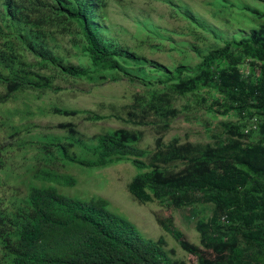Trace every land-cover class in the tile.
Masks as SVG:
<instances>
[{
    "label": "trees",
    "instance_id": "16d2710c",
    "mask_svg": "<svg viewBox=\"0 0 264 264\" xmlns=\"http://www.w3.org/2000/svg\"><path fill=\"white\" fill-rule=\"evenodd\" d=\"M106 9V0H0V107L19 95L55 91L57 79L96 84L117 81L120 73L132 77L125 65L144 59L111 36ZM191 14L184 8V18L223 45L200 54L186 74L184 65L176 67L164 88L135 95L125 107L127 122L155 131L152 150L139 148L141 131L126 128L86 138L67 123L60 125V136L22 142L20 133L29 135L30 129L21 131L11 113L1 125L16 146L37 143L49 160L92 168L130 160L138 173L127 192L140 205L165 203L187 211L191 219L197 209L208 208L209 217L195 227L199 245L171 222L157 219L198 264H264V24L240 38H224ZM65 38L89 66L71 61ZM210 90L216 95L208 112L235 118L221 124L225 135L211 143L177 138L166 143L164 135L180 115L176 99L202 101L200 91ZM51 112L102 119L89 111L52 107ZM12 152L11 143L0 141V173L9 170ZM38 178L43 184L28 186L24 195L8 197L7 190L0 195V264H184L168 255L162 237L143 238L108 209L107 200L74 199L50 184L74 186L67 175L42 171Z\"/></svg>",
    "mask_w": 264,
    "mask_h": 264
},
{
    "label": "rangeland",
    "instance_id": "374dc122",
    "mask_svg": "<svg viewBox=\"0 0 264 264\" xmlns=\"http://www.w3.org/2000/svg\"><path fill=\"white\" fill-rule=\"evenodd\" d=\"M106 24L113 36L123 47L144 59L138 65L129 63L125 67L132 75L128 78L121 73L114 82L92 84L86 81H59L55 91L37 96L19 95L12 102L0 107V141L11 143L13 152L8 160L9 170L0 173V195H24L30 185H41L38 178L42 171L57 175H67L75 181L74 186H63L52 182L61 194L88 200L101 197L108 201V209L131 222L139 234L147 240L165 241L168 255L184 264H198L197 258L184 252L172 236L162 230L157 219L169 221L183 233L192 244L199 245L196 225L206 221L209 209H197L194 218L185 210H176L165 203L153 201L143 205L135 202L127 192V184L138 173L130 160L116 161L107 167L92 168L80 166L61 159H47L37 143L33 147L16 146L8 137V129L1 125V118L11 113V119L30 129V134H22V142L30 137L37 141L47 136L63 134L61 124L71 123L77 132L86 138L111 130L126 128L143 134L139 148L150 151L154 148L155 131L151 127L135 126L127 122L126 106L135 95H146L150 89H162L166 77L174 75L176 67L184 65L183 74L199 62L200 54L223 45L222 40L213 38V33L197 27L194 21L182 16L184 8L194 18L200 19L213 29L221 31L224 38H240L241 33H249L264 24V1L261 0H106ZM248 7L263 15L254 14ZM192 23V24H190ZM64 47L71 50V61L89 66L87 58L73 49L69 39ZM197 47V48H194ZM131 79V80H130ZM200 91L199 98H178L175 106L180 115L171 122L164 135L167 143L177 138L180 143H211L222 137L226 121H235L233 116L217 117L207 110L210 98L216 95L212 90ZM198 96V97H200ZM52 107L89 111L102 119L88 120L85 114L66 117L51 112ZM6 113H5V112ZM21 142V140H20ZM88 144H93L89 141ZM146 161V159H142ZM49 184V183H47Z\"/></svg>",
    "mask_w": 264,
    "mask_h": 264
},
{
    "label": "clouds",
    "instance_id": "9594fccd",
    "mask_svg": "<svg viewBox=\"0 0 264 264\" xmlns=\"http://www.w3.org/2000/svg\"><path fill=\"white\" fill-rule=\"evenodd\" d=\"M254 128H255V126L253 125V126H252V129H254ZM246 132H247V130H246ZM100 198H101V197H100Z\"/></svg>",
    "mask_w": 264,
    "mask_h": 264
}]
</instances>
